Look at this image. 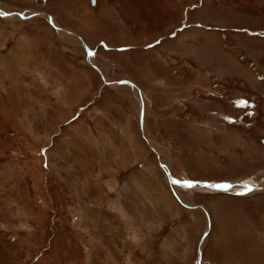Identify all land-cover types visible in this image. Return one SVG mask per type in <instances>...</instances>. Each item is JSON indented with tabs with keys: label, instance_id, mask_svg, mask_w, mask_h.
I'll use <instances>...</instances> for the list:
<instances>
[{
	"label": "rangeland",
	"instance_id": "1",
	"mask_svg": "<svg viewBox=\"0 0 264 264\" xmlns=\"http://www.w3.org/2000/svg\"><path fill=\"white\" fill-rule=\"evenodd\" d=\"M0 264H264V0H0Z\"/></svg>",
	"mask_w": 264,
	"mask_h": 264
},
{
	"label": "snow or ice",
	"instance_id": "2",
	"mask_svg": "<svg viewBox=\"0 0 264 264\" xmlns=\"http://www.w3.org/2000/svg\"><path fill=\"white\" fill-rule=\"evenodd\" d=\"M241 103H244V102H241ZM170 183L178 185V186H182L184 188H189V189L196 186L195 182L188 181V180L180 181V180L173 179L170 181ZM205 186L210 187V188L225 189V190H227L229 187H232L231 185H227V184L205 185ZM243 187L245 189V193L253 191V188L247 184H245ZM245 193H241V194H245Z\"/></svg>",
	"mask_w": 264,
	"mask_h": 264
},
{
	"label": "water",
	"instance_id": "3",
	"mask_svg": "<svg viewBox=\"0 0 264 264\" xmlns=\"http://www.w3.org/2000/svg\"><path fill=\"white\" fill-rule=\"evenodd\" d=\"M92 3L95 5L96 0H92ZM227 185H231L232 187H235L234 186L235 184L234 185L233 184H227ZM232 187H229L227 190L224 189L223 191H230V192H232V190H233V189L231 190Z\"/></svg>",
	"mask_w": 264,
	"mask_h": 264
},
{
	"label": "crops",
	"instance_id": "4",
	"mask_svg": "<svg viewBox=\"0 0 264 264\" xmlns=\"http://www.w3.org/2000/svg\"><path fill=\"white\" fill-rule=\"evenodd\" d=\"M120 5H121V7H122L123 9L126 10V5H127V4L124 5L123 3H121ZM76 35H79V34L77 33Z\"/></svg>",
	"mask_w": 264,
	"mask_h": 264
},
{
	"label": "bare ground",
	"instance_id": "5",
	"mask_svg": "<svg viewBox=\"0 0 264 264\" xmlns=\"http://www.w3.org/2000/svg\"><path fill=\"white\" fill-rule=\"evenodd\" d=\"M136 89V88H135ZM136 92H138V91H136ZM139 93V92H138ZM140 99H141V97H140ZM169 168V167H168ZM216 189V188H215ZM218 190H220V191H222L223 189H218ZM216 191V190H215Z\"/></svg>",
	"mask_w": 264,
	"mask_h": 264
}]
</instances>
